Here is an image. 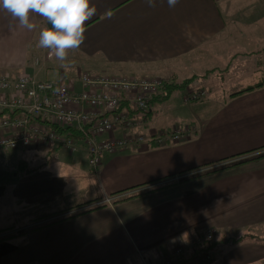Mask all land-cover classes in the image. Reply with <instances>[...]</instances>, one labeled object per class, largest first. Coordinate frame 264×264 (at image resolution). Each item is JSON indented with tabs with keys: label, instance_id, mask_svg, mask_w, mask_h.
I'll return each mask as SVG.
<instances>
[{
	"label": "crops",
	"instance_id": "crops-1",
	"mask_svg": "<svg viewBox=\"0 0 264 264\" xmlns=\"http://www.w3.org/2000/svg\"><path fill=\"white\" fill-rule=\"evenodd\" d=\"M92 4L96 14L85 23L83 43L64 61L55 58L40 68L31 61L42 56L39 33L51 25L30 13L34 27L28 30L0 9V75L27 70L42 80L89 74L188 82L172 93L181 92L182 103L183 94L195 89L189 86H202L204 95L185 103L184 119L166 129L153 125L170 119L154 111L171 94L152 101L140 126L141 134L184 127L192 135L178 142L168 135L164 144L148 138L106 154L97 170L85 149L29 147L27 160L20 161L26 163L18 169L22 174L0 178L5 224L0 231L6 230L0 235L8 236L0 241V264H143L142 257L162 260L211 230L213 249L238 236L235 257L223 264H264V85L234 95L264 81V0H179L175 7L167 0L151 7L146 0ZM194 175L179 182L183 188L170 184ZM52 180L64 198L71 193L80 199L64 200V208L38 200L33 183ZM30 194L33 199L25 201ZM107 198L114 202L92 208Z\"/></svg>",
	"mask_w": 264,
	"mask_h": 264
},
{
	"label": "built area",
	"instance_id": "built-area-1",
	"mask_svg": "<svg viewBox=\"0 0 264 264\" xmlns=\"http://www.w3.org/2000/svg\"><path fill=\"white\" fill-rule=\"evenodd\" d=\"M36 46L31 44V50ZM42 56L33 57L34 67L55 59L54 51L42 48ZM76 79V80H75ZM66 80H42L38 74L23 70L14 75H0V147L16 149L35 144L61 145L72 152L82 149L88 154L89 164L97 170L106 154L123 151L131 146L154 139L164 144L169 135L171 142H178L192 135V130L178 127L171 133L138 136L127 132L126 137L100 139L105 133L132 124L127 112L119 113L126 106H136L142 121L146 120L154 95L166 83L162 78H108L89 74ZM81 90L76 89L77 82ZM192 94V93H191ZM190 92L188 95H191ZM204 95L199 90L193 100ZM190 101V100H189ZM124 106V107H123ZM104 108V114L96 111ZM78 132L79 134H76ZM132 135L137 138H132ZM184 176L177 177L179 180ZM107 198L104 203H113ZM40 225V224H37ZM7 235V234H6ZM5 235H0V238ZM216 232L211 230L199 235L188 247L178 246L162 260L142 257L143 264H213Z\"/></svg>",
	"mask_w": 264,
	"mask_h": 264
},
{
	"label": "rangeland",
	"instance_id": "rangeland-1",
	"mask_svg": "<svg viewBox=\"0 0 264 264\" xmlns=\"http://www.w3.org/2000/svg\"><path fill=\"white\" fill-rule=\"evenodd\" d=\"M45 68H46V66H45ZM37 70L38 69H36V71ZM43 70H45V69H43ZM43 70L39 71L38 73L40 74ZM10 73H12V72H10ZM61 76H64V75H61ZM218 81L221 83V79H218ZM184 84H185V86H187L189 83H184ZM188 88L189 89L195 88V89L191 90L192 92H190V94L191 93L192 94L190 96L188 95L189 92H187L186 94H183L184 98L182 100L184 103L181 102V95L179 94L181 92H177V93L172 94L170 96V98L168 97L169 99L166 98L168 100L163 101L165 103H163V102L158 103V104L156 103L157 105H160V104L161 105L163 104V105L159 106L160 107L159 110L154 111V116L161 115L162 116L161 119H168V118H170V119L168 121H163L160 125H159V122L156 124V122L152 121L153 125L158 126V127H164L166 129L168 124L172 123L173 121H178L179 117H181L182 119L187 117L185 103L190 104L189 102H191V100L194 99V94L198 93L199 92L198 90L200 88H202V86H195V87L189 86ZM151 103H152V101H151ZM165 106H175L176 109L172 110V109H169ZM136 108H137L136 106H134V108L132 106H126V107L122 108L121 111L119 112V113H126L127 112L130 120L132 121L131 125L118 127L115 132L105 133L100 137V139H107L109 137H112V138L126 137L127 132H132L133 134L138 135V136L144 135L146 137H149L153 133H157V131L152 130L148 134H141V133L145 132V129L143 127H140L143 124V121L141 120V118L139 116V110H137ZM96 111H98L99 113H104L106 115L114 114V113L107 112L106 109H104V108L97 109ZM176 124H178V123H176ZM116 132H120V134L116 135L115 134ZM75 133L79 134L78 132H75ZM106 135L108 137L104 138V136H106ZM132 138L134 139L137 137H134L132 135ZM32 150L33 149H31L29 147H19L16 149H5V148L0 147V178H1V180L2 181L3 180H7V181L8 180H16V178L22 174V172L18 171V169L20 168V166L21 167L26 166V163H24V162H25V160H27V157ZM20 161H24V162L20 163ZM195 177H196V175L190 176V177L185 176V178L183 177V178H180L179 180L174 178V179L170 180V184L171 183L172 184L178 183L177 186L179 188H183L184 184H181L179 182H184L186 180H190V179H193ZM55 182H57V181H55V180H52V181H36L35 183H33V185L36 188V193H35L36 198L38 200L41 199L42 201H47L54 208H61V207L64 208V206H63L64 200L71 202V201L80 199L79 195H74L71 193L67 194V196L64 198V193H58L57 192V189L60 188V184H58V185L54 184ZM32 199H33V196L30 194V195H27V197L25 198V201H29ZM104 204H105L104 202H98L96 204L97 206H92V208L98 207V206H101ZM110 204H112V203H110ZM89 207H90V205L78 208L79 209L78 211H80V212L85 211L84 209L89 208ZM60 212H61V210H60ZM53 215L56 216L55 214L48 215V216L51 217ZM49 221H51V219H49ZM37 224L42 225V222L39 221L36 223V225ZM2 225H5V224L0 223V226H2ZM237 237L238 236L236 234H232L231 237H229L230 243H222V244H219L215 247V249H214V255L216 258L215 264L227 263L230 260V258L235 257L232 254H234L236 247H237V244L234 243V239H236ZM5 238H8V236L6 234H5V236H2L0 238V241L4 240Z\"/></svg>",
	"mask_w": 264,
	"mask_h": 264
},
{
	"label": "clouds",
	"instance_id": "clouds-1",
	"mask_svg": "<svg viewBox=\"0 0 264 264\" xmlns=\"http://www.w3.org/2000/svg\"><path fill=\"white\" fill-rule=\"evenodd\" d=\"M146 2L150 7L155 4V0ZM178 2L167 0L169 7H175ZM0 9L11 13L18 19L19 25L28 30L34 27L30 13L45 18L51 27L40 31L38 46L53 50L60 61L67 58L69 50L83 43L85 23L96 14L92 0H0Z\"/></svg>",
	"mask_w": 264,
	"mask_h": 264
},
{
	"label": "trees",
	"instance_id": "trees-1",
	"mask_svg": "<svg viewBox=\"0 0 264 264\" xmlns=\"http://www.w3.org/2000/svg\"><path fill=\"white\" fill-rule=\"evenodd\" d=\"M184 83H188V82H184ZM184 83L183 84H175V83L166 82L164 84V86L162 87L163 89H162V92H160V95L159 96H154L153 99H152V101L155 102L157 99H166L176 89H179V88L184 87L185 86ZM263 85H264V81L263 82H260V83H258L256 85H254V86H249L248 88H246V89H244V90H242V91H240V92H238V93H236L234 95H237V94H241V93H244V92H247V91L254 90V89L259 88V87H261ZM62 220H64V219L56 220V221H53L51 223L59 222V221H62ZM3 231H6V230H2V231H0V233L3 232ZM25 233H26V231H22V232H19L17 235H24ZM237 241H239V240L237 239Z\"/></svg>",
	"mask_w": 264,
	"mask_h": 264
},
{
	"label": "flooded vegetation",
	"instance_id": "flooded-vegetation-1",
	"mask_svg": "<svg viewBox=\"0 0 264 264\" xmlns=\"http://www.w3.org/2000/svg\"><path fill=\"white\" fill-rule=\"evenodd\" d=\"M178 177H180V176H178ZM177 178V177H176Z\"/></svg>",
	"mask_w": 264,
	"mask_h": 264
}]
</instances>
